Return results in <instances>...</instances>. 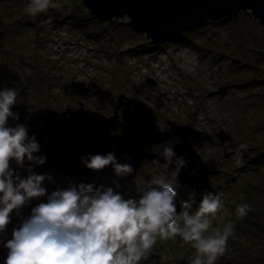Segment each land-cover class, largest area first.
<instances>
[{"label":"rangeland","instance_id":"1","mask_svg":"<svg viewBox=\"0 0 264 264\" xmlns=\"http://www.w3.org/2000/svg\"><path fill=\"white\" fill-rule=\"evenodd\" d=\"M28 3L0 0V90H19L12 108L19 120L9 118L8 125H25L29 137L43 134L36 138L40 150L34 156L44 163L25 158L21 167L13 160L14 178L44 175L49 195L72 184H92L138 199L153 177L162 176L176 191L178 216L198 211L204 195L220 194L225 207L212 218V226L222 229L231 222L234 230L215 264H264V154L259 156L264 152V27L259 19L241 11L222 24L209 21L180 38L156 41L128 25L90 18L82 0H51L49 9L36 16L24 11ZM121 94L120 122L108 125L111 134L127 140V126L145 132L151 125L163 131L174 124L187 126L186 139L201 157L199 168L176 173L163 162L114 153L117 162L133 169L117 176L112 165L97 171L84 163L110 151L77 156L56 151L72 134L69 129L53 131L54 112L79 114L84 109L96 119L111 116ZM181 143L172 137L143 148L160 153L169 144L178 151ZM253 155L258 162H250ZM42 202L47 198L33 199L10 214L0 233V264H5V244L13 229ZM243 203L250 211L240 218L236 207ZM194 251L179 237L157 238L140 264H189Z\"/></svg>","mask_w":264,"mask_h":264},{"label":"clouds","instance_id":"2","mask_svg":"<svg viewBox=\"0 0 264 264\" xmlns=\"http://www.w3.org/2000/svg\"><path fill=\"white\" fill-rule=\"evenodd\" d=\"M50 6L51 0H29L24 11L36 16ZM18 95L17 88L0 90V233L10 223L13 210L41 197L47 202L33 207L30 216L13 229L5 244V264H140L157 238L168 241L177 237L195 250L189 264H215L224 255L234 228L231 222L222 229L212 226V218L225 207L220 194L204 195L198 211L189 214L186 210L178 216L176 191L162 176L153 177L138 199H125L112 188L94 189L92 184H72L49 195L43 186L44 175L14 178L13 160L21 167L25 158L44 163L43 158L34 156L40 146L35 136L29 137L28 128L8 125L9 118L19 120V114L12 111ZM160 155L167 161L165 168L175 158L176 173L187 163L176 157L169 144ZM84 163L97 171L112 165L117 176L133 171L129 164L117 162L112 152L89 156ZM248 211L247 203L236 207L240 218Z\"/></svg>","mask_w":264,"mask_h":264},{"label":"water","instance_id":"3","mask_svg":"<svg viewBox=\"0 0 264 264\" xmlns=\"http://www.w3.org/2000/svg\"><path fill=\"white\" fill-rule=\"evenodd\" d=\"M82 2L98 20L105 22L127 16L130 19L127 24L133 31L145 33L155 40L180 35L196 24L210 20L230 19L241 11L252 12L264 27V0H82ZM124 99L125 95L121 94L114 115H102L98 119L84 109L79 114L67 111L64 113L68 115L65 118L63 113L54 112L51 120L55 129L53 131L69 129L72 134L69 140L56 147V151L69 152L75 156L82 152L93 154L110 151L122 157L131 156L167 163L160 155L161 152L154 153L143 147L178 137L182 143L181 149L174 151L176 157H182L185 153L188 155L185 159L186 165L180 170L199 168L197 166L202 163L201 157L186 139L187 126L174 124L170 130L163 131L151 125L148 132L127 126L131 133V138L127 140H120L111 134L107 127L111 122H120L118 111L124 104ZM61 122L66 126L59 124ZM31 136H35L38 141L44 138L41 133L38 137L37 134ZM170 166L176 169L175 158Z\"/></svg>","mask_w":264,"mask_h":264},{"label":"trees","instance_id":"4","mask_svg":"<svg viewBox=\"0 0 264 264\" xmlns=\"http://www.w3.org/2000/svg\"><path fill=\"white\" fill-rule=\"evenodd\" d=\"M87 7V6H86ZM88 9V8H87ZM253 14V13H252ZM87 16H89L90 18H92V17H94L92 14H91V12H90V9H88V11H87V14H86ZM94 18H96V17H94ZM97 19V18H96ZM125 19V20H124ZM130 19L127 17V16H125V17H123V18H117V19H113V20H111L109 23H113V24H118V25H120L121 27H126L128 24V21H129ZM225 20H227V19H217V20H210V22H211V24H214V25H216V24H222L223 22H225ZM100 21V20H99ZM209 21H208V23H210ZM199 25H201V24H196L195 25V27H197V26H199ZM186 31H188V30H186ZM185 31V32H186ZM182 35H184V34H182ZM181 37V35L180 36H177L176 38H180ZM147 38L149 39V37L147 36ZM263 154H264V152L263 153H260L259 154V156H261L260 158H262L263 157ZM259 156H257V155H253L251 158H250V162L251 163H253L252 161H254V162H258V158H259ZM264 161V158L260 161V162H263ZM259 162V163H260ZM220 188H223V186L222 187H220ZM184 199V198H183ZM185 203H188V201H186V202H184V204ZM177 206H179V207H181V205H177ZM176 206V207H177ZM177 210H178V207H177ZM178 212V211H177Z\"/></svg>","mask_w":264,"mask_h":264},{"label":"flooded vegetation","instance_id":"5","mask_svg":"<svg viewBox=\"0 0 264 264\" xmlns=\"http://www.w3.org/2000/svg\"><path fill=\"white\" fill-rule=\"evenodd\" d=\"M174 150H175V149H174ZM182 156L184 157V159H187V156H188V155H187V154H183Z\"/></svg>","mask_w":264,"mask_h":264},{"label":"bare ground","instance_id":"6","mask_svg":"<svg viewBox=\"0 0 264 264\" xmlns=\"http://www.w3.org/2000/svg\"><path fill=\"white\" fill-rule=\"evenodd\" d=\"M183 34V33H182ZM157 41V40H156Z\"/></svg>","mask_w":264,"mask_h":264}]
</instances>
